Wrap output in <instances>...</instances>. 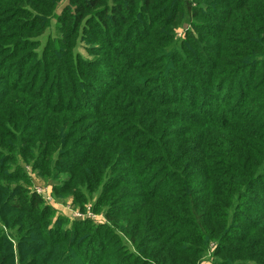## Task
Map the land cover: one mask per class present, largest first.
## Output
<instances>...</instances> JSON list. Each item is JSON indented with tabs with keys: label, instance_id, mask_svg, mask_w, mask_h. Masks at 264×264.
Here are the masks:
<instances>
[{
	"label": "trees",
	"instance_id": "trees-1",
	"mask_svg": "<svg viewBox=\"0 0 264 264\" xmlns=\"http://www.w3.org/2000/svg\"><path fill=\"white\" fill-rule=\"evenodd\" d=\"M62 1L0 0V216L18 247L0 225V264H202L211 243L230 240L239 246L216 264H264V241L252 243L264 216L231 235L264 181V0H68L63 38L41 47ZM180 21L198 38L176 42ZM83 33L104 56L81 57ZM20 158L49 180L69 174L60 193L97 195L108 238L50 228L51 208L18 185ZM116 200L132 202L117 212ZM193 243L206 248L190 253Z\"/></svg>",
	"mask_w": 264,
	"mask_h": 264
},
{
	"label": "rangeland",
	"instance_id": "rangeland-1",
	"mask_svg": "<svg viewBox=\"0 0 264 264\" xmlns=\"http://www.w3.org/2000/svg\"><path fill=\"white\" fill-rule=\"evenodd\" d=\"M186 1H192V0H186ZM66 6H68V0H63L62 3L59 5L55 16L49 21L48 23L49 26L45 29L44 33L36 37L41 43V47L44 46V44L47 42L48 39L56 40L59 38H63V35H61V33L58 32L59 26H60L59 16L62 13V9L65 8ZM193 20L195 23L200 22L199 18H195ZM178 24H179L178 27L174 30V37H175L176 42L177 41L181 42L183 40H186L189 34L194 38H198L197 37L198 32L194 30V28L192 27L190 23L180 21L178 22ZM78 37H80V35ZM99 45L100 43L97 38H94L90 35H85L83 33L82 39L78 41V46L76 47V51L84 59L88 61H95V60H98L100 56H104V52L99 54L97 51L98 49L97 46ZM112 68H113V71H116L114 67ZM259 68H263V67H259ZM249 73L250 71L239 73L238 78H237L239 80L238 81L239 84H245V82H247ZM104 78H105L104 76L99 77V79H104ZM238 82H236V84H238ZM91 87L92 86H90V88ZM93 88L95 89L90 95L91 96L90 102L97 104L99 102L98 98L102 97L103 94H105L106 88L105 86H102V85L93 86ZM236 95H237V89L235 93H233V96H231L232 99L230 102L233 103L232 100L236 98ZM224 96H225V92L222 93V98H220L217 101V103H219L220 105L227 104L229 102L228 101L229 99H227V97L223 98ZM232 103L230 105H232ZM258 103L260 104L259 107H261L262 103L259 101ZM248 105L249 103H245L244 107L237 110V112L239 113L243 111V108H246ZM11 140L12 138L9 139L7 142L10 144ZM138 141H140V139ZM11 142L14 143L15 141H11ZM10 148L11 146L7 148V150L10 151L9 150ZM20 164H21V167L23 168L22 171H23V176H25V178L23 177V179L19 181L18 185L22 186L25 190H29L31 193H36L39 197L42 198L45 206H48L51 208V211L53 212V214L48 219L50 221V228H53V227L60 228L61 229L60 233L61 234L64 233L65 235H68L67 237L70 240L75 235L79 233L82 234V230H84L85 227L91 228V226H94V228H98L101 230V234H104L105 238L106 237L108 238V236L106 235V232L108 231V228L112 226L113 223L112 221L106 218L105 209H103L104 204L102 205V208L99 211L96 210L94 212L92 210V204H93V201L96 199L97 195H93L92 197L90 196L91 200L84 203L82 202L83 200H79L71 192L60 193L58 191L59 187L64 185V181L69 174L62 175L61 180L53 181V180H49V178L45 177L42 174L40 175L35 169L32 168L31 163L27 164L21 158H20ZM4 186L5 188L12 189V188H15L16 183L7 181L4 183ZM103 194H107L108 196H111L113 193H109L108 191H106ZM116 202L119 205L115 208H119L117 212H121L122 208L132 201L123 200L121 202H118V200H116ZM244 206H245L244 209H242L241 211L242 217L239 221V224L236 225L235 229H232L233 231L231 235L235 239H237V241L245 238L248 233L247 230L249 226H252V225L256 226L258 218H261L264 216L263 215L264 214V181L260 182V185L257 187V189L251 190V195ZM78 213L82 214V216L79 217ZM7 220L8 219H5L4 216L2 217L0 216V225L3 227L2 229H3L5 236H7L10 244L13 247V250L16 252V250H18V247L16 246L17 241L14 238L13 234L16 233L15 228L17 226H15L13 222L8 220L11 225V228L4 227V225H6ZM79 221L80 222L84 221L87 223H85L83 225V228H81L80 224L78 223ZM88 222L90 223L88 224ZM255 238L256 240H254L252 243L264 241V235L259 236V237L257 236ZM230 241L231 242H226L218 246L215 243H211L208 248L203 247L201 244L193 243L189 245L188 249H189V252L191 253L194 250H205L206 248V254H204L203 256L202 264H216L215 263L216 259H219L218 262L230 261V256L232 255H230L229 252H224L223 250H221L222 247H228L230 249H233L239 246L236 241L234 240H230ZM131 250L133 252L134 250L133 247H131ZM240 260L241 259H237L232 264H238ZM15 261L17 264V258ZM252 262L253 264H258L260 263V260L254 259L252 260Z\"/></svg>",
	"mask_w": 264,
	"mask_h": 264
},
{
	"label": "built area",
	"instance_id": "built-area-1",
	"mask_svg": "<svg viewBox=\"0 0 264 264\" xmlns=\"http://www.w3.org/2000/svg\"><path fill=\"white\" fill-rule=\"evenodd\" d=\"M78 216L80 217V216H82V214L78 213Z\"/></svg>",
	"mask_w": 264,
	"mask_h": 264
}]
</instances>
